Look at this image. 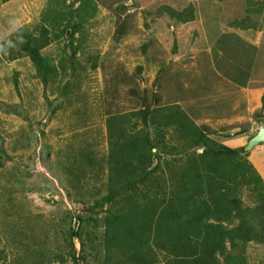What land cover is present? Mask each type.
Listing matches in <instances>:
<instances>
[{
	"label": "rangeland",
	"instance_id": "rangeland-1",
	"mask_svg": "<svg viewBox=\"0 0 264 264\" xmlns=\"http://www.w3.org/2000/svg\"><path fill=\"white\" fill-rule=\"evenodd\" d=\"M246 1L0 0V45L11 40L9 55H20L14 60L0 56V264H74L73 247L77 255L84 251L85 260L78 264H100L93 243L102 251L99 235L108 208L100 205L107 181L104 118L138 111L139 85L150 96L151 85L170 65L168 56L186 49L167 7L192 4L198 10L200 21L189 35L182 32L190 43L202 40L192 48V77H186L198 106L203 97L197 94L220 92L224 80L239 84L231 72L246 70V64L264 71V30L227 27L245 16ZM254 19L264 27V11ZM11 21L31 36L41 26L46 29L50 43L39 57L50 73L43 78L20 52L22 41L13 36L17 30ZM152 47L168 55L158 65L148 56ZM256 76L254 84L264 83V74ZM140 117V127L147 130V117ZM150 146L154 155L162 154ZM197 154L180 160L151 156L150 169H157L166 199L172 198L170 187L181 183L186 162ZM95 210L100 215H92ZM256 245H244L245 257L249 264H264V246Z\"/></svg>",
	"mask_w": 264,
	"mask_h": 264
},
{
	"label": "trees",
	"instance_id": "trees-1",
	"mask_svg": "<svg viewBox=\"0 0 264 264\" xmlns=\"http://www.w3.org/2000/svg\"><path fill=\"white\" fill-rule=\"evenodd\" d=\"M262 6L264 1L247 0L245 16L227 27L264 30L254 19L264 11ZM167 12L181 24L194 20L192 4L180 12L167 7ZM13 36L22 41L20 52L34 64L38 76L50 73L39 57L50 43L46 29L41 26L32 36L18 30ZM12 47L5 43L0 56L5 60L20 56L9 55ZM141 90L148 100V90ZM140 118L137 110L104 118L107 181L100 205L101 210L108 208L99 235L104 239L102 251L93 243L95 255L101 253L100 264H247L244 245L264 244V185L256 170L241 153L193 129L161 154L180 160L202 149L190 157L181 183L170 187L176 191L166 199L157 169H150L151 156L159 157L152 153ZM244 187L248 196L253 195L252 205L242 202L239 194ZM92 215L100 214L95 210ZM232 224L236 225L228 228ZM81 252L77 255L71 249L74 264L84 259Z\"/></svg>",
	"mask_w": 264,
	"mask_h": 264
},
{
	"label": "crops",
	"instance_id": "crops-1",
	"mask_svg": "<svg viewBox=\"0 0 264 264\" xmlns=\"http://www.w3.org/2000/svg\"><path fill=\"white\" fill-rule=\"evenodd\" d=\"M186 7L181 6L179 10L175 9V6L169 8L180 12ZM197 12V7H194V20L192 22L181 24L176 21L177 26L181 29L177 32L180 39V43H178L183 45L185 41L186 45L183 53L168 56L163 55V52L160 51L161 48L152 47L151 51L148 50L150 61L156 62V65L159 64V61H162L163 57L167 56L170 64L166 65L167 68L159 77L162 81L157 80V83L150 88L153 93H150L148 100L145 101V96L140 95L141 106L138 111L140 115L147 117V130H145L148 141L150 144H155L156 147H159L157 153H164L168 148L179 142L188 132L197 129L206 137L228 149L236 151V153H246L248 156H246V159L252 164L260 178L264 179V144L254 146L249 151L245 150L248 141L264 126V83L254 84L253 81V77H257L256 72L264 74V71H256L248 64H246V70L231 72L232 70L227 69L236 75L239 84L232 80H224L222 85L226 87L220 92L215 90V92L209 91L197 94L203 97L202 105L198 106L194 100L193 83H188L186 77H192V74H190L191 70L188 69L189 60L193 59L192 48L200 45L202 40L197 44L194 41L190 43V38L183 37L182 34L183 30H187L185 36L189 35V29L196 26L198 20L200 21ZM198 29L201 30V28ZM148 43L152 44L151 42ZM242 56L243 59L251 58V56L246 54H242ZM207 59L214 61L213 56H209ZM169 68H175V71L170 77H166L165 73L167 74ZM140 78L142 77L140 76ZM148 83L146 82V84ZM145 88L140 85V89ZM204 101H208L209 104L203 105ZM147 110L148 112H146ZM141 112L145 114H141ZM105 144V156H107L106 134ZM153 151L155 152L154 149H152V153ZM201 152L202 149L194 151V153ZM158 157L163 159L161 154H158ZM158 162L156 160L157 165ZM158 168L162 170L160 165ZM245 193L249 194L247 187L242 188L239 195L242 197ZM253 200V195H250L246 201L242 199V202L249 206L253 204ZM235 225H229L228 228ZM256 246L264 245L257 244ZM247 264H249L248 259Z\"/></svg>",
	"mask_w": 264,
	"mask_h": 264
},
{
	"label": "water",
	"instance_id": "water-1",
	"mask_svg": "<svg viewBox=\"0 0 264 264\" xmlns=\"http://www.w3.org/2000/svg\"><path fill=\"white\" fill-rule=\"evenodd\" d=\"M259 144H264V126L261 127L257 134L248 141L245 150L249 151Z\"/></svg>",
	"mask_w": 264,
	"mask_h": 264
},
{
	"label": "clouds",
	"instance_id": "clouds-1",
	"mask_svg": "<svg viewBox=\"0 0 264 264\" xmlns=\"http://www.w3.org/2000/svg\"><path fill=\"white\" fill-rule=\"evenodd\" d=\"M10 23L13 25V29L18 31V29H19L18 22L11 21ZM11 43H12L11 40H7V44L11 45ZM2 49H3V45H0V50H2Z\"/></svg>",
	"mask_w": 264,
	"mask_h": 264
}]
</instances>
